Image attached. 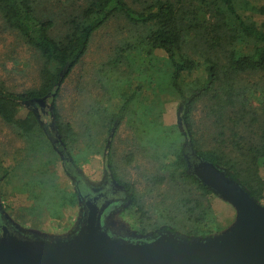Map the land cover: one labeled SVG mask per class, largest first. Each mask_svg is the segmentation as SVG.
Wrapping results in <instances>:
<instances>
[{
  "label": "trees",
  "instance_id": "obj_1",
  "mask_svg": "<svg viewBox=\"0 0 264 264\" xmlns=\"http://www.w3.org/2000/svg\"><path fill=\"white\" fill-rule=\"evenodd\" d=\"M52 1L0 0V16L4 23L37 51L42 61L37 88L13 92L0 84V117L10 125L17 138L26 139L29 147L16 165L37 161L36 154L31 152L34 147L43 145L46 153L49 152L46 145L50 147L49 142H45L40 118L30 107L21 114L20 104L28 106L31 100L49 98L51 119L54 116V124L63 133L62 138L79 137L75 124L64 123L55 105L60 87L81 62L94 33L111 18L120 16L133 25L135 40L116 46L114 54L104 63L105 67L100 69V85L112 83L111 88L102 87L106 92L112 90L113 100L100 107L89 105L84 130L102 126L101 130L107 128L112 136L125 115L131 112L140 89L125 91L121 85L120 64L131 55L136 61L135 54L139 56L136 52H145L151 64L158 58L155 51H163L164 64L156 68L159 71L156 87L174 93L180 100L178 123L183 139L190 140L192 148L202 158L224 170L261 203L264 199V178L259 174V167H264V78L259 87L246 80L243 83V79L248 74H264V20L256 17L264 15V4L255 6L248 0H139V7H134L128 0H82L73 14L63 5L59 6L60 12L52 11L55 5ZM45 11L53 15V19ZM56 15L62 19L59 29ZM137 27L143 29L139 30L140 35L135 32ZM131 66L129 64L134 71ZM131 70L123 76L130 75ZM127 89L129 91L130 87ZM116 96L118 103L114 102ZM158 98L159 94L156 101ZM153 100L147 104L152 106ZM201 101H209L210 113L215 114L216 134L213 138L216 144L207 148L198 143L191 118L195 105ZM96 102L100 103V100ZM251 128L254 133L250 132ZM151 131L155 135L151 156L161 164L156 174L147 177L146 194L164 186L163 191L154 192L157 202L148 205L134 184L117 178L111 161L107 162L127 192L129 204L124 213L134 219L136 235L150 233L152 237L163 232L184 234L180 237L185 238L213 235L206 225L212 215L209 198L215 193L188 172L183 150L185 142L182 145L176 131L161 127L159 123H152ZM244 131L249 135H243ZM140 146L147 148L141 142ZM173 149L176 155L173 164L163 162ZM41 155L39 161H42ZM48 157L50 159L42 164V169H29L34 177L27 181V191L16 190L25 192L32 200L29 207L18 208L20 214L15 215L23 225L29 221L31 227H36L46 217L54 215L55 210L59 211L55 212L58 213L55 220H63L65 204L82 209L77 191L62 186L60 175L50 171V166L54 167L58 159L57 154ZM125 157L131 162V153ZM7 170L5 168V172ZM3 196L0 192V197ZM51 206L55 208L49 209Z\"/></svg>",
  "mask_w": 264,
  "mask_h": 264
},
{
  "label": "rangeland",
  "instance_id": "obj_2",
  "mask_svg": "<svg viewBox=\"0 0 264 264\" xmlns=\"http://www.w3.org/2000/svg\"><path fill=\"white\" fill-rule=\"evenodd\" d=\"M138 1L128 0L134 7H139ZM248 2L255 6L264 4V0H248ZM52 3L55 4L52 6V11L60 12L59 10L62 9L59 6L63 5L66 7V11L74 14L78 9V5L82 4V0H64L63 3H61V0H53ZM45 12L48 17L51 16L53 19V15H48V11ZM58 17L59 15L55 16V21L59 29L62 19H58ZM256 17L259 20H264V15H257ZM132 29H134L133 25L123 17L116 16L108 20L104 26L94 33L81 62L72 70L60 87L55 105L64 123L70 121L75 124V130L79 135L78 138L63 139V133L56 129L57 137L61 139L60 143L55 132L50 128L51 117L48 114H41L40 121L43 123L41 128L43 135L46 137L45 142L50 144V147L46 145L49 148V152H44L45 147L38 145L31 151L36 154L37 161H30V163L19 166L15 163L21 159L24 152H28L27 141L26 139L17 138L10 125L5 123L0 117V192L4 194L3 198L0 197V208L3 211L0 210V214L5 216V219L13 228L19 227L24 231L26 230V232H37L43 234V236L54 238L68 235L76 229L82 209L79 206L74 207L69 204L63 206L64 214H66L63 220H55L56 214L58 215L55 212H59L55 210L53 212L54 215L46 217L36 227H31L29 221L23 225L21 224L23 221L16 218L17 216L15 217L17 213L20 214L18 208L29 207L32 204V200L28 199L25 192L16 190L27 191L26 183L30 178L34 177V173L29 171V169L33 167L42 169V164L48 162L50 159L48 156L53 153L57 154L58 159L54 167L50 166V171L54 170L52 172L60 175L63 180H61L62 186H69V188L75 189V180L77 179V177L74 179L71 177L74 174V169L73 167H68L67 155L69 159H72L78 173L81 172L82 177L93 184H98L102 180L104 165L106 162L111 161L117 178L134 184L136 189L143 194V200L148 205L157 202L155 201L154 192L163 191L164 186L146 194L147 177L153 173L156 174L157 168L161 164L155 157L151 156L155 146L153 141L155 135L151 131L152 123H159L161 127H170V129L177 132L178 140L182 145L186 142L182 137L178 123L180 100L174 93L165 89L160 90V88L156 87L159 82V71L156 68L163 66L164 61L162 58L164 52L155 51V55L158 58L152 60L151 64L148 58L145 57V52H136L139 54V56L135 54L136 61L131 55L120 64L121 85L125 88V91L132 92L137 87H140V89L131 105V112L125 115L117 131L112 136L109 135L107 128L101 130L102 126L97 128L92 126L91 130L88 131L87 129L85 131L83 125L87 122V111L90 104H93L94 107H100L108 103L110 99L111 101L113 100L111 98L113 96L112 90L109 89L107 92L104 91L105 89L103 90L104 86L111 88L112 83H103L102 87L100 85L101 75H98L100 69L105 67L104 63L114 54L116 46H121L126 41L133 42L135 40ZM139 30L143 31L139 27L135 32L140 35L141 32ZM41 62L39 53L30 48L14 30L7 27L0 16V84L13 92L37 88L40 85L39 69ZM129 64H132L131 67L134 71L129 68ZM129 70L132 73L123 76ZM197 73L198 71L194 72L192 76H196ZM111 76L114 78L115 75L112 74ZM106 78L108 79L107 76ZM263 78L264 74H248L244 76L243 83L246 80V83L251 85L256 83L259 87L263 82ZM102 80H105V78L103 77ZM127 87H130L129 91ZM117 89H119L117 92L120 94L121 87L119 85ZM157 94H159V101H156ZM123 95L121 94L120 96ZM115 98L114 102L118 103L119 98L117 96ZM152 98L155 103L150 106L147 103ZM96 100H100V103H97ZM32 102L30 101V103ZM50 102V99L46 98L39 104H46V107H49ZM254 103L257 105L256 101ZM209 105V101L198 102L191 115L195 137L202 148L212 147L216 144L213 138L216 134L215 114L210 113ZM29 106L20 104V113H26ZM226 123L231 127L227 119ZM250 132L254 133V129L251 128ZM243 135H249V133L244 131ZM140 142L147 145L145 146L147 148L141 147ZM63 147L67 151L65 155L61 151ZM42 153L45 154L42 156ZM128 153H131V162H127L125 157ZM174 153V149L171 150V153H168L167 157L163 158V162L168 164L172 162L171 164H173L176 158ZM40 155L42 156V161H39ZM5 168L8 169V173L5 172ZM27 173L29 176H27ZM259 174L264 178L263 166L259 167ZM209 199L212 215L206 226L211 229L210 231L214 235L227 230L231 226L236 218V210L231 203L217 194H213ZM116 204L114 207L110 206L108 210L104 209L103 217L105 218V226L108 229L127 235L132 240L150 236V233L147 234L148 236L136 235V231L133 228L134 219L124 213L129 204V198ZM261 204H264V199ZM4 206L9 207V209L6 210ZM52 208L55 207H49V209ZM176 233L179 234V232ZM179 235L184 236V234Z\"/></svg>",
  "mask_w": 264,
  "mask_h": 264
},
{
  "label": "water",
  "instance_id": "obj_3",
  "mask_svg": "<svg viewBox=\"0 0 264 264\" xmlns=\"http://www.w3.org/2000/svg\"><path fill=\"white\" fill-rule=\"evenodd\" d=\"M183 150L188 172L235 208L236 218L227 230L198 238L163 232L132 240L105 226V205L83 199L76 229L63 237L1 224L0 264H264V205L202 158L190 140Z\"/></svg>",
  "mask_w": 264,
  "mask_h": 264
},
{
  "label": "flooded vegetation",
  "instance_id": "obj_4",
  "mask_svg": "<svg viewBox=\"0 0 264 264\" xmlns=\"http://www.w3.org/2000/svg\"><path fill=\"white\" fill-rule=\"evenodd\" d=\"M36 103V104H35ZM29 107H32L33 111L36 113V116L40 118L41 114H48L51 117L50 109L49 107H46V104L41 105L37 101H34L32 103H29ZM41 122V121H40ZM41 125L43 123L41 122ZM55 126L54 123L50 124V128L55 132L57 137V130L58 128ZM57 129V130H56ZM57 140L61 143V139L57 137ZM62 153L65 155L67 153L66 148L63 147L61 149ZM67 160L69 161L68 167L74 169V174L71 176L73 179L77 177L75 180V191H77L79 198L81 199V206L83 204V199H93L98 206L105 205L106 210L110 206L114 207L117 205L116 203L122 202V200H125L128 198L127 192L125 189H122L119 187L120 183L117 181L115 176L110 170L109 164L106 162L104 165V175L102 180L98 184L90 183L87 179L82 177V173L76 170V168L73 165L72 159H69V156L67 155ZM118 184H116V182ZM83 212V209H82ZM82 215V213H81ZM3 218V215L0 214V232H1V224H6L10 227H12L9 222ZM111 228V227H109Z\"/></svg>",
  "mask_w": 264,
  "mask_h": 264
}]
</instances>
